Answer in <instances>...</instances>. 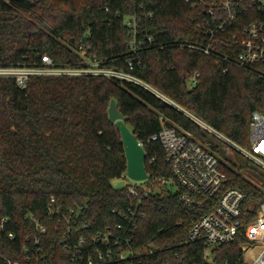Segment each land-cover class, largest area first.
<instances>
[{
  "label": "trees",
  "instance_id": "trees-1",
  "mask_svg": "<svg viewBox=\"0 0 264 264\" xmlns=\"http://www.w3.org/2000/svg\"><path fill=\"white\" fill-rule=\"evenodd\" d=\"M253 1H240L241 13L234 24L240 41L245 25L264 22V10ZM212 3L207 0L206 5L193 7L186 0H0V67L40 64L45 55L57 66L83 68L97 61L146 82L249 148L252 115L264 113V66L245 69L222 60L224 55L235 58L239 48L234 52L220 47L210 55L195 49L209 43L197 23ZM133 17L137 44H144L135 51L130 47L134 31L125 22ZM195 73L200 77L190 89L188 80ZM112 100L145 145L146 183L161 186L158 179L172 178L162 145L148 143L162 129V118L221 160L228 179L225 189L245 194L243 223L253 219V205L264 201V171L239 155L240 162L233 160L181 110L142 86L88 75L34 77L22 90L14 79H0V218L9 219L0 233V253L27 264L26 240L30 238L33 245L38 238L43 251L30 253V264L65 263L73 251L63 250V239L77 242L83 237L92 243L106 229H117L122 219L113 210L127 209L129 197L127 187L112 186L127 171L120 132L109 119ZM258 170L263 172L258 174L262 187L243 175ZM53 197L69 216V225L63 220L57 225L58 218L50 221ZM140 210L145 216L138 220L135 245L154 250L141 258L143 264H206L204 243L188 239L210 208L190 209L178 193L161 186L144 197ZM31 217L47 232H38ZM245 242L239 236L219 247L217 264H244L240 246ZM42 255L46 260L36 262Z\"/></svg>",
  "mask_w": 264,
  "mask_h": 264
},
{
  "label": "built area",
  "instance_id": "built-area-1",
  "mask_svg": "<svg viewBox=\"0 0 264 264\" xmlns=\"http://www.w3.org/2000/svg\"><path fill=\"white\" fill-rule=\"evenodd\" d=\"M186 1L193 7L206 5L207 2V0ZM211 1L213 2L212 6L203 11L197 23V29L204 33L209 39V43L205 48L195 47V49L210 55L220 47L234 48V52L239 48L235 58L224 55L222 60L245 69L258 65L264 66V22L254 21L245 25L241 31L244 39L240 41L234 24L241 13L239 8L241 0ZM254 3H258L264 10L262 0H254ZM125 22L127 27L134 31L135 40L130 44V47L135 51L144 45L143 43L138 45L136 41V18L127 19ZM149 41L152 39L150 38ZM133 67V64L130 63L129 68L132 70ZM88 75L118 79L142 86L163 101L177 107L203 131L214 137L226 155L230 157L239 155L264 171V113H253L250 123V147L244 148L205 121L178 107L146 82L123 70L102 67L97 61L88 63L83 68L57 66L49 56L45 55L40 64L0 67V79H14L22 90L28 88L34 77L57 78ZM199 77V73L190 76L188 80L190 89L197 85ZM161 124L162 129L151 136L148 143L159 142L162 145L172 178L170 180L163 178L157 181L168 190L175 187L176 192L173 193H178L180 201L186 207L190 209L210 208V211L202 216L191 229L188 242H203L205 245L202 252L203 260L206 264H217L216 250L242 236L246 241L240 246L244 254V264H264V201L253 205L254 217L250 222L244 224L242 205L245 201V194L237 188L225 189L228 179L221 170V160L188 135L179 133L175 127L167 125L162 118ZM141 144L145 149V145ZM123 177L129 178L127 172ZM148 181L149 178L144 181V184ZM146 185L147 187L136 184L126 186L129 206L125 210H113V213L122 219L116 230L106 229L105 232L99 233L92 243L83 237H80L77 242L71 241L70 237L63 239L61 241L63 250H72L73 253L65 263L58 261L56 264H143L141 258L154 252L150 246L135 245L138 220L145 216V212L140 210V207L144 197L152 192L150 184ZM135 200L136 203H134ZM74 214L75 211L71 210L70 215ZM49 215L50 221L58 218L57 225L59 226L63 224L62 220L67 225L70 224L69 216L62 211L61 207L56 206L54 197L50 199ZM31 220L35 221L38 232H47L46 226L34 217H31ZM8 221L9 219L6 217L0 218V233L5 230ZM85 228H89V225L86 224ZM56 230L59 228L57 227ZM68 232L70 234V228ZM8 236L10 240L15 239L13 233H9ZM30 243L31 239L28 238L24 245L27 264L32 263L30 253L38 255L43 251L38 238H35L33 245H29ZM42 260H46L45 255L37 256L36 262ZM183 260L184 257H180V261ZM0 264H21V262H14L9 256L0 253Z\"/></svg>",
  "mask_w": 264,
  "mask_h": 264
},
{
  "label": "water",
  "instance_id": "water-1",
  "mask_svg": "<svg viewBox=\"0 0 264 264\" xmlns=\"http://www.w3.org/2000/svg\"><path fill=\"white\" fill-rule=\"evenodd\" d=\"M108 113L110 122L116 125L122 138L127 159V176L137 182L147 181L149 175L145 164L146 151L139 142L137 135L128 127L127 119L119 110L115 100L111 101Z\"/></svg>",
  "mask_w": 264,
  "mask_h": 264
},
{
  "label": "rangeland",
  "instance_id": "rangeland-1",
  "mask_svg": "<svg viewBox=\"0 0 264 264\" xmlns=\"http://www.w3.org/2000/svg\"><path fill=\"white\" fill-rule=\"evenodd\" d=\"M262 5L264 7V0H262ZM231 158H233V160H235L237 162H240V157H238L236 155L231 156ZM261 173H263L261 170H258V172H256V171H248L247 172L246 171V172H243V175L246 178H248L251 182H253L255 185H257L258 187H262L261 183L263 181L258 178V174L260 175ZM258 179H259V181H258ZM129 184H133V185L136 184V185H142L143 187H147V185H146L147 183L144 184V182H137V181H134V180L127 178V177H120V178H117V179L112 181V186L115 189H123ZM150 186H151L152 190H154V191H157L161 188V186L155 184V182H150ZM171 191L176 192V188L172 187ZM248 260H249V258H248Z\"/></svg>",
  "mask_w": 264,
  "mask_h": 264
}]
</instances>
